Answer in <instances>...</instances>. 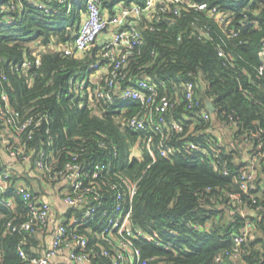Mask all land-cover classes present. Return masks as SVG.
Instances as JSON below:
<instances>
[{
  "label": "trees",
  "instance_id": "16d2710c",
  "mask_svg": "<svg viewBox=\"0 0 264 264\" xmlns=\"http://www.w3.org/2000/svg\"><path fill=\"white\" fill-rule=\"evenodd\" d=\"M116 1L126 5L145 2ZM191 1L217 8L227 16L228 25L222 26L209 11L182 5L180 15H175L159 6V22L152 30L143 31L145 45L129 64L130 76L148 78L161 93L169 94L174 83L194 80L205 101L199 111L209 112L206 100H211L216 119L231 126L232 116L239 123V129L234 128L238 146L251 147L248 155L255 158L259 146L246 142L243 134L257 132L264 143V63L259 58L264 43V0ZM31 2L0 0V91L7 90L12 106L22 114H46L41 126L23 133L26 139L35 129L29 147L34 152L44 147L49 130L59 134L55 143L61 164L81 153L83 163H113L100 177L106 185L117 183L120 176L139 181L133 202L135 227L172 244L171 250L140 242V264H264V158L255 161L257 187L248 193L237 182L247 169L248 159L236 162L225 148L222 157L231 175L221 171L220 159L218 165H211L199 155L184 152L171 158L157 155L155 162L146 150L141 159L132 158L134 146H145L144 135L127 127L128 120L140 113V102H92L93 84L88 85L85 95L72 88L74 81L87 74L90 59L46 50L52 44L72 43L82 20L81 11L86 8L85 0H73L70 14L60 0H46L47 5L62 9V14L51 17ZM10 18L15 23L6 25ZM202 28H207L209 35L200 37ZM35 47L42 55V66L30 86L29 77L12 67L31 57ZM190 72L197 74L190 77ZM4 75L6 82L2 81ZM128 82L124 85L132 84ZM163 82L167 88L161 86ZM212 126L213 118L209 122H188L182 143L193 140L204 144L213 137L209 132ZM1 157L0 153V167L5 168ZM34 158L32 155L30 162L23 164L32 172ZM15 176V181L30 186L25 177L18 173ZM104 189L107 193V187ZM6 197L0 196V264H28L21 259L19 249L30 250L36 241L25 234L27 243L22 246L24 236L8 229V221L16 214L4 205ZM22 208L18 200V214ZM248 226L250 235L235 257L234 237Z\"/></svg>",
  "mask_w": 264,
  "mask_h": 264
},
{
  "label": "built area",
  "instance_id": "2783aa9c",
  "mask_svg": "<svg viewBox=\"0 0 264 264\" xmlns=\"http://www.w3.org/2000/svg\"><path fill=\"white\" fill-rule=\"evenodd\" d=\"M31 3L42 9L47 16L62 14V9L47 5L46 0H32ZM60 3L68 14L72 12L74 2L60 0ZM85 4V10L81 11L82 20L72 43L61 46L52 44L46 50L58 51L70 58L90 59L87 74L82 79L74 81L72 88L80 90L85 95L86 89H90L88 85L93 84L95 90L91 94L92 102L96 99L104 100L105 103L116 100L140 102V113L128 120L127 127L135 133L144 135L145 146H134L130 156L141 159L146 150L155 162L157 155L171 158L184 152L189 156L199 155L209 160L211 165L217 164V160L220 159L221 171L225 175H231L230 166L222 157L223 148L229 150L223 142L212 137L204 144L193 140L182 143V134L186 131L188 122L196 124L200 120L209 122L212 119L213 113L210 111H199L205 101L203 102L197 83L191 79L179 85L174 83L171 94L161 93L158 85L148 78L133 79L129 68L131 60L140 54L141 48L145 45L143 31L152 30L155 22H159L157 11L159 6L162 10H168L175 15H180L182 5L190 9L209 11L208 13L224 27L229 23L227 16L217 8H210L206 3L191 0H145L141 4L131 5L116 0H85ZM13 23L15 20L11 18L5 22L6 25ZM202 30L204 33L200 37L209 35L205 32L207 28ZM31 52V57L12 67L15 72H21L29 77L30 86L42 66V55L38 47L33 48ZM259 58L264 63V43ZM196 74L190 72L188 75L191 77ZM128 80L132 84L128 82L129 84L124 85ZM2 81H7L5 75ZM161 86L167 88L164 82ZM29 115L22 114L12 106L5 88L0 91V145L9 157L22 164L30 162L31 156L35 155L33 172L46 186L44 190L41 189L44 194L34 193L35 190L24 181L14 180L16 177L14 170L0 167V196L7 195V199L3 201L4 205L16 214L8 221L7 227L11 232L23 236L30 234L35 237L36 234L43 233L46 239L48 228L54 224V229L50 233L51 242L42 254H34L33 247L30 250L23 247L19 249V255L24 262L140 264L142 256L140 242H152L172 250L171 243H166L134 225L133 202L138 193L139 181L120 176L117 183L106 185L104 179L100 177L109 172V168L114 166L113 163H83L81 153L73 154L70 160L61 164L55 143V138H58L59 134H53L49 130L46 132L48 138L43 144L44 147L34 152L29 147V141L33 139V131L42 125L46 114ZM230 120L231 126L237 131L239 123L235 122L232 116ZM31 127L35 129L28 132L27 138L23 139V133ZM243 135L246 142L259 146L255 158L247 160V169L241 173L237 181L240 188L248 193L257 187L255 161L257 158H264V143L257 132L251 131ZM173 142H176L175 145ZM50 186L69 206V211L56 223L54 206L46 194V188ZM104 187H107V193ZM18 200L23 204L20 214L15 209ZM17 218L21 220L16 222ZM249 235L248 226L234 237L235 257ZM174 236L177 235L174 233ZM26 243L27 239L24 236L21 245ZM61 258L68 262L61 263L58 261Z\"/></svg>",
  "mask_w": 264,
  "mask_h": 264
},
{
  "label": "crops",
  "instance_id": "0c3cea01",
  "mask_svg": "<svg viewBox=\"0 0 264 264\" xmlns=\"http://www.w3.org/2000/svg\"><path fill=\"white\" fill-rule=\"evenodd\" d=\"M212 118H213V126L209 130V132L211 131L212 136L216 140L221 141L225 144L226 148H228L233 154V157L236 162H241V161L245 162L246 158L249 159L251 156L248 155V152L251 149V147L247 148L248 146H244V148H242L238 146L234 136L235 129L229 126L227 123L224 122L222 123L218 119H216L214 113L212 115ZM237 151L239 152L238 153L239 155L237 154ZM0 153L2 155L1 161L4 166L14 170L16 173H18V170L22 169L21 166H23L24 171L26 172L25 174H27V172L29 171L27 167H25L20 162H16L11 157H9L2 148H0ZM18 174H20L22 177H25L27 179V182H29L31 189L35 190L37 194L40 193L44 194L41 189L44 190V187L46 186L43 184L41 180H39V178L36 176V174H34V172L28 175L22 173H18ZM46 191H47L46 192L47 197L51 199L52 204L54 206V221L56 223L64 216V214L67 211H69V206L63 201L62 197L59 195L58 192L55 191L53 187L50 186L46 188ZM53 229H54V224H51V226L47 230L48 238L46 239L43 233H38L35 235L34 238L36 242L31 246L33 247L32 252L34 254H42L46 246L50 244L51 242L50 233L53 231ZM58 261H60L61 263L68 262V260H63L62 258Z\"/></svg>",
  "mask_w": 264,
  "mask_h": 264
},
{
  "label": "water",
  "instance_id": "95a60500",
  "mask_svg": "<svg viewBox=\"0 0 264 264\" xmlns=\"http://www.w3.org/2000/svg\"><path fill=\"white\" fill-rule=\"evenodd\" d=\"M206 108L211 112L215 113L216 112V107L214 105V102L211 100H206ZM0 133H1V126H0Z\"/></svg>",
  "mask_w": 264,
  "mask_h": 264
},
{
  "label": "rangeland",
  "instance_id": "374dc122",
  "mask_svg": "<svg viewBox=\"0 0 264 264\" xmlns=\"http://www.w3.org/2000/svg\"><path fill=\"white\" fill-rule=\"evenodd\" d=\"M70 2H73V0H71ZM1 148H2V146H1ZM2 149H3V148H2ZM21 168H22V169L18 170V173L25 174L26 172L24 171V167L21 166ZM19 171H20V172H19ZM28 174H32V171L29 170V171L27 172V174H25V175H28ZM34 174H35V172H34Z\"/></svg>",
  "mask_w": 264,
  "mask_h": 264
}]
</instances>
